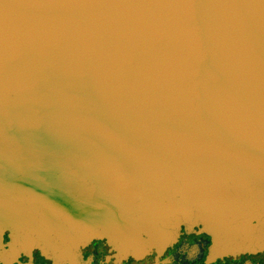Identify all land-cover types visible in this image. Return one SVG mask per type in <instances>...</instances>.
I'll use <instances>...</instances> for the list:
<instances>
[{
  "label": "water",
  "instance_id": "water-1",
  "mask_svg": "<svg viewBox=\"0 0 264 264\" xmlns=\"http://www.w3.org/2000/svg\"><path fill=\"white\" fill-rule=\"evenodd\" d=\"M181 227L264 252V0H0V260Z\"/></svg>",
  "mask_w": 264,
  "mask_h": 264
},
{
  "label": "flooded vegetation",
  "instance_id": "flooded-vegetation-1",
  "mask_svg": "<svg viewBox=\"0 0 264 264\" xmlns=\"http://www.w3.org/2000/svg\"><path fill=\"white\" fill-rule=\"evenodd\" d=\"M7 241V233H1L0 249L6 246ZM209 245L210 239L206 235L181 227L175 242L158 256L150 254L139 260L115 258L101 242L92 240L80 250L78 261L64 264H264V252L213 257L208 253ZM0 264L52 263L36 251H31L28 255L19 254L7 262L0 260Z\"/></svg>",
  "mask_w": 264,
  "mask_h": 264
}]
</instances>
